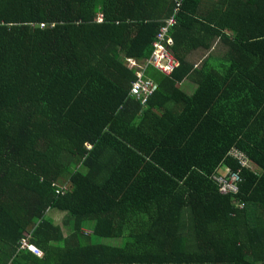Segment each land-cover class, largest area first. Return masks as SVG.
<instances>
[{"label": "trees", "instance_id": "1", "mask_svg": "<svg viewBox=\"0 0 264 264\" xmlns=\"http://www.w3.org/2000/svg\"><path fill=\"white\" fill-rule=\"evenodd\" d=\"M198 4L0 0V264H264V0Z\"/></svg>", "mask_w": 264, "mask_h": 264}, {"label": "built area", "instance_id": "2", "mask_svg": "<svg viewBox=\"0 0 264 264\" xmlns=\"http://www.w3.org/2000/svg\"><path fill=\"white\" fill-rule=\"evenodd\" d=\"M178 7L176 3L175 8ZM101 15H97L96 20L99 21ZM174 24L172 17L164 21L156 34V41L153 44V50L149 55L146 62L142 64L134 59L127 58L126 65L129 69L135 71V79L131 83L129 88L130 96L144 103L147 97H149L154 91L155 84L143 77V70L145 65H150L155 68L158 72L164 75H168L176 66L177 62L168 51V47L172 44L171 39L166 36V31ZM42 27L43 25L40 24ZM237 158L241 165L245 164V158L241 153H237ZM212 181L217 186V191L220 195L233 194L237 191L236 182L238 181V174L236 172H230L228 169H224L222 174H213L211 177ZM19 249H25L30 253L40 256L41 252L35 246L29 244L26 239H21Z\"/></svg>", "mask_w": 264, "mask_h": 264}, {"label": "rangeland", "instance_id": "3", "mask_svg": "<svg viewBox=\"0 0 264 264\" xmlns=\"http://www.w3.org/2000/svg\"><path fill=\"white\" fill-rule=\"evenodd\" d=\"M181 87H183V89L185 90V91H187V92H189L190 90V86H189V84L187 83V81H183V82H181V85H180ZM190 87V88H189ZM189 88V89H188ZM49 214H50V216L52 217V219H53V223L55 224V225H60L61 226V219H62V215H63V213H60V212H56V211H51V212H49ZM62 230L64 231V229L62 228Z\"/></svg>", "mask_w": 264, "mask_h": 264}, {"label": "crops", "instance_id": "4", "mask_svg": "<svg viewBox=\"0 0 264 264\" xmlns=\"http://www.w3.org/2000/svg\"><path fill=\"white\" fill-rule=\"evenodd\" d=\"M215 0H199L198 4V12L201 14L202 12H206L214 3Z\"/></svg>", "mask_w": 264, "mask_h": 264}]
</instances>
